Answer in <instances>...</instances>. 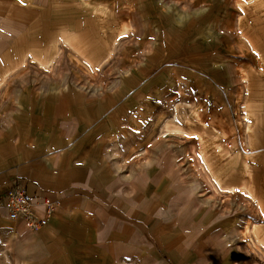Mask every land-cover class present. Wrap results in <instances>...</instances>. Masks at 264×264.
Listing matches in <instances>:
<instances>
[{"label":"rangeland","instance_id":"1","mask_svg":"<svg viewBox=\"0 0 264 264\" xmlns=\"http://www.w3.org/2000/svg\"><path fill=\"white\" fill-rule=\"evenodd\" d=\"M29 129L108 149L152 221L109 257L15 240L0 264H264V0H0V147Z\"/></svg>","mask_w":264,"mask_h":264},{"label":"crops","instance_id":"2","mask_svg":"<svg viewBox=\"0 0 264 264\" xmlns=\"http://www.w3.org/2000/svg\"><path fill=\"white\" fill-rule=\"evenodd\" d=\"M61 130L41 143L29 129L22 136H12L7 148L0 147V246L15 240H26L28 244L35 241L44 258L54 255L60 259L55 255L60 253L62 261L68 260L66 257L69 261L80 260V254L91 252L109 257L115 251L118 237L123 244L132 238L126 231L121 234L117 230L118 221L123 218L126 229L135 222L146 231L152 221L147 218L149 205L155 201L142 194L134 207L127 208L125 188L116 198L114 183H110L114 175L108 169L103 170L110 165L108 149L90 144L85 147L80 134ZM252 139L251 146L257 148L259 137L251 136L249 140ZM119 177L128 179L125 175ZM15 184L21 185L30 197L45 196L58 202L48 223L40 230L30 231L21 223L6 219L2 204ZM163 250L168 259L178 260L175 246Z\"/></svg>","mask_w":264,"mask_h":264},{"label":"built area","instance_id":"3","mask_svg":"<svg viewBox=\"0 0 264 264\" xmlns=\"http://www.w3.org/2000/svg\"><path fill=\"white\" fill-rule=\"evenodd\" d=\"M57 206V201L45 196L30 197L19 184L7 191L2 204L8 221L21 223L30 231L46 226Z\"/></svg>","mask_w":264,"mask_h":264}]
</instances>
